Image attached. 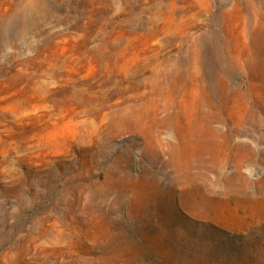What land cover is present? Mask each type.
Returning <instances> with one entry per match:
<instances>
[{"label":"rangeland","instance_id":"obj_1","mask_svg":"<svg viewBox=\"0 0 264 264\" xmlns=\"http://www.w3.org/2000/svg\"><path fill=\"white\" fill-rule=\"evenodd\" d=\"M0 264H264V0H0Z\"/></svg>","mask_w":264,"mask_h":264}]
</instances>
